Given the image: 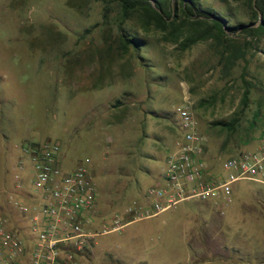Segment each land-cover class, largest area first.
I'll return each mask as SVG.
<instances>
[{
    "label": "rangeland",
    "instance_id": "1",
    "mask_svg": "<svg viewBox=\"0 0 264 264\" xmlns=\"http://www.w3.org/2000/svg\"><path fill=\"white\" fill-rule=\"evenodd\" d=\"M201 2L231 24L250 21L248 0ZM145 23L138 14L123 19L115 0H0V214H10L15 226L27 222L8 196L30 203L35 191L31 170L17 168L22 144L49 141L63 168L82 163L97 187L96 215L105 221L163 182L180 137L178 105L189 107L207 138L214 169L255 146L264 129V34L212 32L184 48L202 31L195 21L178 14L177 38ZM121 34L141 45L124 50ZM233 116L232 132L212 124ZM231 198L204 231L214 236L211 264H231L223 259L242 252L245 260L235 264H264V184L238 181ZM203 202L182 201L97 237L89 263L187 264L184 228L204 211Z\"/></svg>",
    "mask_w": 264,
    "mask_h": 264
},
{
    "label": "built area",
    "instance_id": "2",
    "mask_svg": "<svg viewBox=\"0 0 264 264\" xmlns=\"http://www.w3.org/2000/svg\"><path fill=\"white\" fill-rule=\"evenodd\" d=\"M176 113L180 137L166 157L163 182L149 187L140 200L108 221L96 215L97 187L82 163L63 168L58 146L49 141L22 144L17 168L31 170L35 191L30 203L8 196L27 225L17 227L10 214H0V264H90L88 252L99 236L121 231L182 201L221 200L225 206L231 202L233 184L241 180L264 184V129L253 148L228 156L216 170L206 156L207 138L197 131L189 107L180 104ZM20 172L14 175L17 187L22 185Z\"/></svg>",
    "mask_w": 264,
    "mask_h": 264
},
{
    "label": "trees",
    "instance_id": "3",
    "mask_svg": "<svg viewBox=\"0 0 264 264\" xmlns=\"http://www.w3.org/2000/svg\"><path fill=\"white\" fill-rule=\"evenodd\" d=\"M115 2L120 7L123 19L138 14L146 20L147 24H152L155 29L162 32L170 33L174 38H177L180 31V26L175 25V18L178 14H181L185 19L195 21L199 26L194 29L199 30L201 27L202 31L198 35L188 36L183 43L184 48L199 39L206 38L212 32L218 38L226 36V30H229L230 33L240 31V33L249 35L264 34V0H248L250 21L237 24H231L218 10L212 6L204 5L201 0H115ZM121 38L124 50L129 44L136 49L141 45V40L136 36L127 37L126 34H121ZM248 98L249 89L247 88L241 98V108L247 105ZM237 122V116H233L229 120H217L212 124L222 130L232 132L235 130Z\"/></svg>",
    "mask_w": 264,
    "mask_h": 264
},
{
    "label": "crops",
    "instance_id": "4",
    "mask_svg": "<svg viewBox=\"0 0 264 264\" xmlns=\"http://www.w3.org/2000/svg\"><path fill=\"white\" fill-rule=\"evenodd\" d=\"M203 203H206L204 211H201L199 216L196 217L195 219L193 218L189 219L190 221L186 223L184 228L183 244L186 247L187 250L186 252L189 254L187 258L188 259L187 264H192L193 258H195L194 264H211L217 261V257H216L217 254L212 252L213 249L211 247L214 242V238H213L214 236L212 233H209L207 235L204 233V231L206 232L208 227L213 228L216 225V222L213 220L214 219L213 215L216 214L217 210L218 211L223 210L224 206L221 200L218 201L210 200L208 202H203ZM257 213L259 212L257 211ZM258 218H260V216L255 217V220ZM221 225H224L223 221ZM202 252H206L204 257L202 256ZM242 253H236V256L232 255L233 256L232 258H226L223 259V261H229V263L231 264L239 263L241 260L244 261L245 259L241 258Z\"/></svg>",
    "mask_w": 264,
    "mask_h": 264
}]
</instances>
